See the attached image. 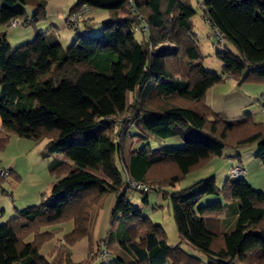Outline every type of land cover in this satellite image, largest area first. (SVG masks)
Returning <instances> with one entry per match:
<instances>
[{
	"label": "trees",
	"instance_id": "obj_1",
	"mask_svg": "<svg viewBox=\"0 0 264 264\" xmlns=\"http://www.w3.org/2000/svg\"><path fill=\"white\" fill-rule=\"evenodd\" d=\"M46 2L0 0V149L13 133L46 139L45 153L63 154L68 161L49 164L50 172L62 175L49 195L0 223V264H61L56 254L50 259L40 255L38 239L46 233L49 240L53 237L52 230L42 228L71 219L72 230L54 246L75 244L87 234L91 206L111 191L117 192L111 223L118 218L124 223L115 237L105 238L118 243L115 264H161L168 259L171 264H198L169 247L164 229L126 199L125 190L131 188L127 179L150 188L145 181L152 178L153 168L169 165L162 184L174 185L190 170L221 156L225 147L253 143L255 157L264 160V121L249 112L228 119L205 103L208 89L224 79L264 82V0L201 2L216 41L235 49L216 51L220 73L204 67L189 0H75L67 14L79 18L65 25L76 37L66 48L55 27L12 48L3 27L45 20ZM29 3L35 9L28 20L23 6ZM102 10L107 15L101 33L83 36L81 28L90 30L92 13ZM134 32L141 33V40ZM165 43L174 48L160 47ZM263 98L264 93L257 101ZM127 115L131 121L120 119ZM130 127L136 128L134 140L130 138L123 156L120 139ZM171 137L184 146L133 145L151 138L160 144ZM241 175L228 176L221 188L214 177L197 179L170 194L177 233L205 254V264H264V193ZM208 194L221 195L222 202L198 205ZM234 200L236 209L227 205ZM225 207L234 218L224 230L219 216ZM37 226L39 238L21 236Z\"/></svg>",
	"mask_w": 264,
	"mask_h": 264
},
{
	"label": "rangeland",
	"instance_id": "obj_2",
	"mask_svg": "<svg viewBox=\"0 0 264 264\" xmlns=\"http://www.w3.org/2000/svg\"><path fill=\"white\" fill-rule=\"evenodd\" d=\"M203 0H189L190 5L194 9L195 13L191 20L193 23V29L197 33V37L201 42L203 48L202 53L204 55V67L211 71L220 73L222 64L216 58L215 53L219 50H230L235 53L234 47L227 42H217L215 36L211 34L210 26L203 19V10L201 2ZM26 10V17L30 19L33 13L31 10L35 9L34 3H29L23 6ZM105 10L96 17L95 22L89 29L81 28L83 36H95L101 33L102 23L101 19L106 17ZM73 14V13H72ZM69 14H65L62 23V28L65 31L63 40L61 41L62 46L66 48L76 37V32L73 29L68 28L73 24L68 19ZM79 18V17H78ZM77 18V19H78ZM66 23V25H65ZM42 25L40 22H30L18 26H4L6 36L11 44L12 48L22 42H26L33 38V29L39 28ZM134 36L137 40H141V33L134 32ZM160 47L165 49L174 48V44L165 43ZM226 80V79H224ZM221 81L215 85H219L220 88L226 89V82H230L235 88L240 90L241 94L246 102L245 110L241 115L249 111L250 113L259 116L258 121H264V114L261 112V102L257 101L264 89V82L258 80H246L243 83H232L229 79ZM232 80V79H231ZM233 81V80H232ZM126 100H130L129 92L126 94ZM206 103V99H205ZM254 108L255 111L251 112L250 109ZM259 111V112H258ZM124 121L129 119L131 116H123L120 119ZM256 120V121H257ZM2 129L0 128V131ZM136 128L130 127L127 130L125 139L121 141V154L126 156L128 149L131 146V139L135 134ZM114 138L116 136L113 135ZM47 142L46 139L35 141L32 139H26L18 137L11 133L3 149H0V169L3 171L8 170V175H0V178H4L0 182V223H5L10 217L14 215V207L18 210L27 206L37 205L41 202L42 197L49 195L52 183L59 178V174L49 171V164L54 162V157H61V160L68 161L63 154H47L44 151V145ZM134 147L141 148L152 147L162 145L165 148H182L184 144L180 142L179 138H167L161 141L160 144H155L153 139H141L133 142ZM253 147V148H252ZM256 145L249 144L239 148L225 147L222 151L221 156L215 157V162L211 165L209 163L190 170L182 179L178 182L171 184H162L167 180V175L171 172L169 165H159L153 168L151 171L149 180L145 183L151 187L147 191H138L133 188H127L125 190L126 199L135 206L143 216H146L154 224H159L165 231L166 240L169 247H177L180 251L178 254H183L187 259L199 260L198 264H205L206 256L198 248L193 245L184 242L179 237L176 226L173 220L172 204L170 200V194L173 191L180 190L185 186H188L197 179L209 178L214 176L215 184L218 188H221L227 179V175L232 167V163L236 162L237 166L241 169H245V172L241 175L248 181L254 189L262 191L264 193V160L255 157ZM10 166V169H7ZM14 175H19L20 180L17 181ZM174 176L170 174L169 177ZM161 184V185H160ZM146 185V184H145ZM129 187H131L129 185ZM5 191V193L2 192ZM122 193V192H121ZM44 195V196H43ZM29 196L27 199H23ZM146 199V201L144 200ZM117 192H108L103 195L100 200L91 206L88 211V225L87 234L75 244L69 245L68 247L54 246L63 240V237L68 234L72 228V220L62 221L60 223L51 224L47 227L42 228L43 230H52L53 237L49 240V233H46L44 238L41 240L40 255L50 259L56 254V261H60L61 264H115V251L117 247V241L112 240L106 241L107 236L115 237L117 233L124 226L123 220L118 218L111 223V216L116 207ZM222 202L221 195L208 194L200 198L198 205H207ZM230 207L223 210V214L219 216L221 219L224 216L225 227L228 229L231 225V221L234 216L230 215ZM4 210V212H2ZM32 228L27 230L26 235L21 233L22 237L32 238L37 236V229ZM35 238V240H36ZM38 241V242H39ZM68 251V252H67ZM66 252V253H65ZM94 257V258H93ZM66 258V259H65ZM93 258V259H92ZM68 259V261H67ZM188 260V261H189ZM173 261L168 259L166 262L161 264H171Z\"/></svg>",
	"mask_w": 264,
	"mask_h": 264
},
{
	"label": "crops",
	"instance_id": "obj_3",
	"mask_svg": "<svg viewBox=\"0 0 264 264\" xmlns=\"http://www.w3.org/2000/svg\"><path fill=\"white\" fill-rule=\"evenodd\" d=\"M75 0H47L46 5H45V10H46V19L40 21L42 25H40L39 28H34L32 31V35L35 34L37 31H44L46 29H49L51 27H55L58 30L60 40H63V36L65 31L62 28V23L64 22V15L68 12L70 6L74 3ZM33 9L31 10L30 13H33ZM102 11H95L92 13V23L93 21L95 22L96 17H98ZM107 15V13H105ZM106 18V17H104ZM102 18L101 20H103ZM196 33V32H195ZM197 35V33H196ZM8 39V38H7ZM9 41V40H8ZM199 41V39H198ZM200 49L202 51V44L199 41ZM228 79V78H227ZM226 79V80H227ZM224 80V81H226ZM232 83L236 84L234 80L232 81L229 79ZM226 89H222L219 87V85H213L208 89L205 95L206 99V104L215 112L223 114L226 118L228 119H237L241 117L243 111L245 110L244 108L246 107V102L248 103V100L244 98V96L241 94L240 90L238 88H235L233 85L230 84V82H226ZM264 93V89L263 92ZM258 98V97H257ZM256 98V99H257ZM251 112L255 111L254 108L250 109ZM249 112V111H246ZM259 112V111H258ZM250 113V112H249ZM252 114V113H251ZM254 120H257L259 117L256 114V111L254 114H252ZM258 121V120H257ZM131 147V146H130ZM253 148V147H252ZM55 159L61 160V157H54ZM215 160H211L208 165H211L214 163ZM236 162L232 163L233 165H236ZM7 169H10L12 172V169L10 166H7ZM245 171V169H243ZM19 176V175H18ZM214 177V176H213ZM228 178V175H227ZM263 191V190H262ZM3 193H5L4 190H2ZM29 196H26L23 198L24 200L27 199ZM227 205H232V209L237 208V201H231L227 203ZM226 208V207H225ZM14 211L17 209L16 207L13 208ZM231 210V209H230ZM4 212V210H2ZM225 218L224 216L221 217V228L224 230L226 229L225 227Z\"/></svg>",
	"mask_w": 264,
	"mask_h": 264
},
{
	"label": "built area",
	"instance_id": "obj_4",
	"mask_svg": "<svg viewBox=\"0 0 264 264\" xmlns=\"http://www.w3.org/2000/svg\"><path fill=\"white\" fill-rule=\"evenodd\" d=\"M78 18V15L75 13H71L70 15H68V19L73 23V25L76 23V19ZM261 112L264 113V98L261 100ZM132 119V117H131ZM243 173V170L237 166V165H233L229 171L228 176L230 178H235L238 177L239 175H241ZM0 175H8V170L3 171L2 169H0ZM127 183L128 185L131 186V188L138 190V191H147L149 189V187L141 182H136V181H131L127 179Z\"/></svg>",
	"mask_w": 264,
	"mask_h": 264
}]
</instances>
